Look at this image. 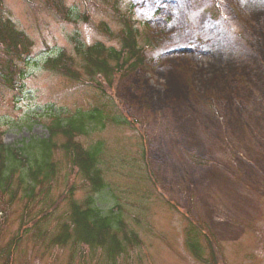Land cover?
<instances>
[{
    "label": "rangeland",
    "instance_id": "1",
    "mask_svg": "<svg viewBox=\"0 0 264 264\" xmlns=\"http://www.w3.org/2000/svg\"><path fill=\"white\" fill-rule=\"evenodd\" d=\"M60 1L72 19L51 0H0V17L31 44L20 85L0 83L1 138L20 148L47 138L54 115L99 109L101 125L75 140L100 144L96 205L139 244L112 261L100 247L55 243L69 221L60 196L72 184L77 202L91 193L56 148L47 194H0V264L23 226L8 264H264V0ZM129 25L143 63L99 89L75 44L119 48ZM59 53L73 78L46 65Z\"/></svg>",
    "mask_w": 264,
    "mask_h": 264
},
{
    "label": "trees",
    "instance_id": "2",
    "mask_svg": "<svg viewBox=\"0 0 264 264\" xmlns=\"http://www.w3.org/2000/svg\"><path fill=\"white\" fill-rule=\"evenodd\" d=\"M51 1L64 19H72L69 17L71 11L64 9L60 0ZM120 35L122 45L119 48L105 46L101 42L90 45L78 42L75 44V51L82 60V68L86 74L89 77L101 78L97 82L99 89L101 81L107 88L113 89L117 82L115 77L137 70L143 63L144 54L135 42V30L129 25ZM0 42L8 58L0 64V83L14 90L20 85L23 75L19 63L26 62L31 44L27 36L18 30L9 18L2 17ZM64 56L59 53L56 57L49 58L46 65L53 67L52 69L58 68L62 72L56 69L57 71L72 77L74 74L67 69L71 59H64ZM64 115L63 118L58 115L52 117L47 126V138L22 140L20 148L5 144L0 134V194L9 192L12 197H16L19 192L23 199L29 201L35 198L37 188H40L41 193L47 194L49 189H44L43 186L56 174L53 151L60 148L91 193L81 202H77L74 199L75 186L72 184L68 185L65 193L60 196V199L69 201V221L64 222V227L55 237V243L61 245L72 239L74 244L82 243L89 248L100 247L104 250L105 257L115 261L127 246L138 245L139 240L136 233L125 230L123 220L116 214H105L96 205L94 195L100 194L106 187L99 166L102 153L100 144L84 148L75 140L76 137L101 125L102 112L94 108L91 111ZM58 137L61 138L59 144L55 139ZM55 208L56 201L40 212L34 223L37 224L48 217ZM69 224L73 226V233L70 232ZM24 228L21 227L20 235L13 238L3 250L5 257L1 264H8V258L17 247Z\"/></svg>",
    "mask_w": 264,
    "mask_h": 264
}]
</instances>
